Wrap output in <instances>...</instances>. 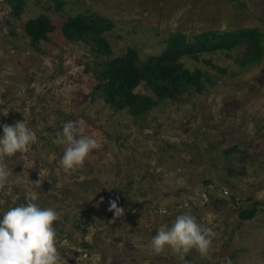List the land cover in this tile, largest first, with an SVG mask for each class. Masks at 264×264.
I'll list each match as a JSON object with an SVG mask.
<instances>
[{"label":"rangeland","instance_id":"rangeland-1","mask_svg":"<svg viewBox=\"0 0 264 264\" xmlns=\"http://www.w3.org/2000/svg\"><path fill=\"white\" fill-rule=\"evenodd\" d=\"M24 1L16 16L9 0H0V106L9 110L0 125L26 120L35 143L8 160L0 215L28 197L56 208L67 264H264V56L245 65L242 45L185 57L187 68L205 74L207 90L133 117L96 92L91 47L62 32L69 18L98 13L116 24L106 35L108 58L133 48L148 60L178 33L190 40L210 31L264 34V0ZM42 15L57 29L33 48L26 24ZM137 92L153 95L145 83ZM79 119L100 146L65 171L63 146L53 141L64 123ZM110 200L125 209L123 217L108 211ZM253 203L260 211L242 220ZM184 213L214 232L208 252L192 250L183 261L170 249L154 253L158 227Z\"/></svg>","mask_w":264,"mask_h":264},{"label":"trees","instance_id":"trees-1","mask_svg":"<svg viewBox=\"0 0 264 264\" xmlns=\"http://www.w3.org/2000/svg\"><path fill=\"white\" fill-rule=\"evenodd\" d=\"M13 12L18 16L24 0H9ZM59 5L62 3L56 1ZM116 27L113 20L98 13L80 14L69 18L62 27L64 37L74 43H85L91 47L94 57L93 70L99 82L96 92L106 104L117 112L126 111L133 117H145L160 101H177L181 96L194 90L202 94L207 90V79L201 70L187 68L182 59L196 57L202 52L234 50L246 46L245 65H252L264 56V34L261 30L240 29L228 32L210 31L196 35L193 40L182 33L172 36L165 51L143 60L136 49L110 59L113 54L107 34ZM57 27L52 20L42 15L26 24V34L36 48L48 41ZM146 84L153 95L140 94L137 89ZM260 211L253 203L251 208L242 210V220H251Z\"/></svg>","mask_w":264,"mask_h":264},{"label":"clouds","instance_id":"clouds-1","mask_svg":"<svg viewBox=\"0 0 264 264\" xmlns=\"http://www.w3.org/2000/svg\"><path fill=\"white\" fill-rule=\"evenodd\" d=\"M8 109L0 106V114L7 117ZM88 125L83 119L63 124L54 143L63 146L60 164L71 171L84 164L89 155L99 148L98 140L86 134ZM0 188L10 177L9 158L17 153H28L35 143V133L26 120L15 125H0ZM42 173H39V175ZM101 203L103 201L101 200ZM108 211L116 218L123 217L125 209L117 200L108 202ZM160 214L165 215L162 206ZM60 212L54 207H42L36 197L26 198L24 203L8 208L0 215V264H67L59 250V238L55 224ZM214 232L198 222L194 215H178L171 224H161L153 235L151 250L160 254L171 250L180 261L192 250L206 254L212 245ZM226 264H231L228 260Z\"/></svg>","mask_w":264,"mask_h":264}]
</instances>
